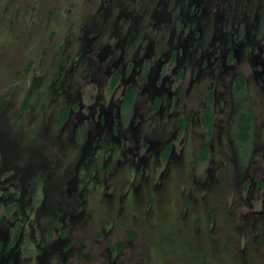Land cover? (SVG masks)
<instances>
[{
  "label": "rangeland",
  "instance_id": "374dc122",
  "mask_svg": "<svg viewBox=\"0 0 264 264\" xmlns=\"http://www.w3.org/2000/svg\"><path fill=\"white\" fill-rule=\"evenodd\" d=\"M80 1L0 0V240L7 245L0 264H264L263 38L252 36L245 60L229 61L248 83L232 92V70L219 80L209 136L199 101L217 72L192 80L187 65L186 76L162 91L165 98L174 91L176 112L173 103L159 113L148 105L154 129L136 125V145L99 132L102 155L74 168L76 155L60 156L46 131L69 136L76 122L65 129L56 122L61 99L54 100L52 80L57 59L78 54ZM92 89L84 83L82 95L98 93ZM101 91L108 105L110 91ZM240 107L253 117L246 143L235 135ZM40 121L46 130L34 133ZM168 142L174 147L165 158ZM203 143L211 147L206 159Z\"/></svg>",
  "mask_w": 264,
  "mask_h": 264
},
{
  "label": "flooded vegetation",
  "instance_id": "af4514ba",
  "mask_svg": "<svg viewBox=\"0 0 264 264\" xmlns=\"http://www.w3.org/2000/svg\"><path fill=\"white\" fill-rule=\"evenodd\" d=\"M78 13V54L75 57L69 54L58 58L57 75L52 80L54 100L61 99L54 106L56 122L62 129L71 119L74 118L76 122L69 136L62 132L59 136L55 135L50 129L46 131L51 133L56 148L62 152L65 146L68 148L63 154L58 150L60 156L76 155V160L73 159L74 168L80 167L81 163L93 162L102 155L98 147L103 137L99 132L109 130L119 137L123 134L127 141L136 145V137L141 130L135 129V126L153 128L155 121L147 114L148 109L159 113L165 109L166 102L169 108L173 103L176 112L174 91L166 98L162 91L166 84L174 85L175 81L186 76L187 65H193L189 71L192 80L201 71L202 77H205L204 71L207 74L217 72L205 90L203 99L199 101L202 128L204 134L209 136L214 127V104L219 80L232 70V92L242 91L248 83L245 73L236 70L229 61L236 54L240 61L247 58L252 36L258 41L263 38L264 41V0H82ZM76 26L73 25L72 29ZM108 30L111 32L106 33ZM102 39L105 45L100 51L98 47L104 42ZM113 40L116 42L113 43ZM259 43L255 41V46H259ZM261 71L258 74L264 79V62ZM84 83L92 85V90L98 93H90L88 97L82 95ZM77 86H80V90L76 89ZM147 87L151 92L144 98ZM102 88L110 91L108 105L104 104ZM68 89L71 95H64ZM118 92L119 96L115 98ZM27 107L25 104L20 114ZM133 109L145 110V113L137 114ZM244 113L251 116L252 129L249 139L241 142L238 124ZM138 115L141 119L135 123ZM206 116L210 117V129L205 123ZM253 124L251 113L240 107L235 122V135L240 143L251 139ZM45 125L40 121L31 127L38 134L42 130L45 132ZM185 125L184 119L180 127L185 128ZM122 128L125 131H121ZM105 140L108 146L114 145V140L109 136ZM173 147L168 142L162 148L165 158ZM84 149L86 154L82 152ZM210 151V145L203 143L199 156L206 159ZM21 184H24L23 181ZM82 197H85L84 194ZM19 233L12 234L8 247L19 239ZM6 248L5 242L0 240V257ZM5 257L10 260L11 254L5 255L3 261Z\"/></svg>",
  "mask_w": 264,
  "mask_h": 264
},
{
  "label": "trees",
  "instance_id": "16d2710c",
  "mask_svg": "<svg viewBox=\"0 0 264 264\" xmlns=\"http://www.w3.org/2000/svg\"><path fill=\"white\" fill-rule=\"evenodd\" d=\"M242 83L240 84V86ZM207 113L209 111L207 110ZM205 123L210 129V117L206 116ZM252 129V118L248 113H244L240 116L239 124H238V138L241 142L247 141L251 135Z\"/></svg>",
  "mask_w": 264,
  "mask_h": 264
},
{
  "label": "bare ground",
  "instance_id": "6f19581e",
  "mask_svg": "<svg viewBox=\"0 0 264 264\" xmlns=\"http://www.w3.org/2000/svg\"><path fill=\"white\" fill-rule=\"evenodd\" d=\"M99 193V192H98ZM107 204V203H106ZM158 205V204H157ZM162 207V206H161ZM31 243V242H30Z\"/></svg>",
  "mask_w": 264,
  "mask_h": 264
}]
</instances>
